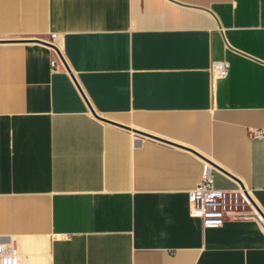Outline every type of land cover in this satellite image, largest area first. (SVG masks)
<instances>
[{
  "label": "crops",
  "instance_id": "crops-1",
  "mask_svg": "<svg viewBox=\"0 0 264 264\" xmlns=\"http://www.w3.org/2000/svg\"><path fill=\"white\" fill-rule=\"evenodd\" d=\"M206 162L264 214V0H0V264H264Z\"/></svg>",
  "mask_w": 264,
  "mask_h": 264
},
{
  "label": "built area",
  "instance_id": "built-area-1",
  "mask_svg": "<svg viewBox=\"0 0 264 264\" xmlns=\"http://www.w3.org/2000/svg\"><path fill=\"white\" fill-rule=\"evenodd\" d=\"M50 43L59 48L55 41L57 34L53 33ZM59 57V56H58ZM57 59L52 61L54 66ZM227 61H215L212 64V73L217 77H225L229 71ZM263 133L256 131L253 137H260ZM190 214L199 217L204 227H220L226 221L256 217L264 224V214L258 207L250 191L246 188L221 189L214 183V168L205 163L202 169V180L190 192ZM256 208L262 213L263 218L256 213ZM6 257V246L0 242V261Z\"/></svg>",
  "mask_w": 264,
  "mask_h": 264
},
{
  "label": "water",
  "instance_id": "water-1",
  "mask_svg": "<svg viewBox=\"0 0 264 264\" xmlns=\"http://www.w3.org/2000/svg\"><path fill=\"white\" fill-rule=\"evenodd\" d=\"M47 44L51 45V46L54 47L57 51L60 52L59 48H57L55 45H52L51 43H47ZM92 111H93L94 115H95L96 117H98L99 119H102V120H105V121H110V120L107 119L106 117H103V116L99 115L98 113H96L94 110H92ZM110 122H112V121H110Z\"/></svg>",
  "mask_w": 264,
  "mask_h": 264
},
{
  "label": "bare ground",
  "instance_id": "bare-ground-1",
  "mask_svg": "<svg viewBox=\"0 0 264 264\" xmlns=\"http://www.w3.org/2000/svg\"><path fill=\"white\" fill-rule=\"evenodd\" d=\"M257 212H258V210H257ZM257 212H256V213H257ZM257 214H258V213H257ZM261 217H262V216H261ZM262 218H263V217H262Z\"/></svg>",
  "mask_w": 264,
  "mask_h": 264
}]
</instances>
